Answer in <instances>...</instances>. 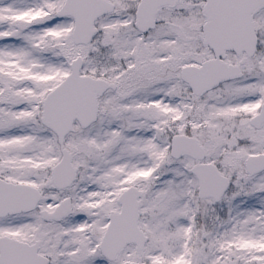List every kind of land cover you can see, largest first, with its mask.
Masks as SVG:
<instances>
[{"label": "snow or ice", "instance_id": "obj_1", "mask_svg": "<svg viewBox=\"0 0 264 264\" xmlns=\"http://www.w3.org/2000/svg\"><path fill=\"white\" fill-rule=\"evenodd\" d=\"M0 264H264V0H0Z\"/></svg>", "mask_w": 264, "mask_h": 264}]
</instances>
